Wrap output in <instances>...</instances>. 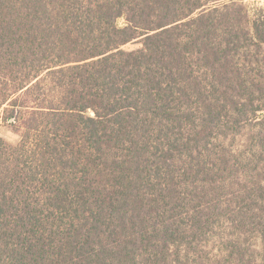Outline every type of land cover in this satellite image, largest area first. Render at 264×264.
Wrapping results in <instances>:
<instances>
[{
    "label": "trees",
    "instance_id": "1",
    "mask_svg": "<svg viewBox=\"0 0 264 264\" xmlns=\"http://www.w3.org/2000/svg\"><path fill=\"white\" fill-rule=\"evenodd\" d=\"M238 2L0 0V264H264V19Z\"/></svg>",
    "mask_w": 264,
    "mask_h": 264
},
{
    "label": "rangeland",
    "instance_id": "2",
    "mask_svg": "<svg viewBox=\"0 0 264 264\" xmlns=\"http://www.w3.org/2000/svg\"><path fill=\"white\" fill-rule=\"evenodd\" d=\"M237 1H239L238 2L239 5H242V7H244V9H242V15L245 18L244 22L252 19L253 20L257 19L259 16V26H260V23L262 21L261 19H264V0H237ZM119 23L123 25L124 20H120ZM259 43L261 44L260 40ZM140 47L141 46L138 43L134 42L125 46L124 49L128 51H133L139 49ZM0 134L7 142L11 144L17 143L20 139L18 133H16L9 127L0 128Z\"/></svg>",
    "mask_w": 264,
    "mask_h": 264
}]
</instances>
